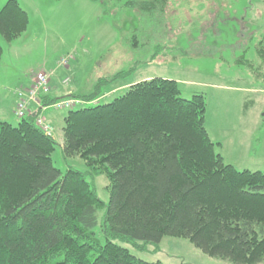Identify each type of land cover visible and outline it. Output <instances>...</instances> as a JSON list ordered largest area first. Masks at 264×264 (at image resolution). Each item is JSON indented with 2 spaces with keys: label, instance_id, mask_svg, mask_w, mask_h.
Masks as SVG:
<instances>
[{
  "label": "trees",
  "instance_id": "1",
  "mask_svg": "<svg viewBox=\"0 0 264 264\" xmlns=\"http://www.w3.org/2000/svg\"><path fill=\"white\" fill-rule=\"evenodd\" d=\"M170 1L126 4L165 13ZM27 24L17 0L0 8V39L12 41ZM258 47L256 76L264 78V36ZM99 79L93 92L68 95L85 103L63 118L62 155L81 158L85 171L54 166L56 141L52 128L36 124L40 112L16 124L0 120V264H163L116 240L141 251L165 235L233 264L261 263L264 171L224 161L205 126L206 97L184 98L176 80L155 76L101 103ZM39 99L49 107L56 101ZM97 174L107 179L106 203L87 179ZM103 207L101 244L92 227Z\"/></svg>",
  "mask_w": 264,
  "mask_h": 264
},
{
  "label": "rangeland",
  "instance_id": "2",
  "mask_svg": "<svg viewBox=\"0 0 264 264\" xmlns=\"http://www.w3.org/2000/svg\"><path fill=\"white\" fill-rule=\"evenodd\" d=\"M6 1L0 0V8ZM17 1L28 14L27 30L10 44L0 39L2 87L28 89L41 71L49 76L47 95L58 101L72 98L69 94H89L99 78H104L97 89L99 98L108 95L102 103L124 91L117 87L145 76L176 79L182 97H206L205 126L210 139L220 142L225 161L233 156L234 140L224 132L222 141L216 139L221 138V133H215L223 123L231 126L229 130H240L248 121L262 129L251 148V140L244 144L238 159L246 163V169L264 171V78L263 74L256 76L260 61L256 48L264 36V0H171L165 13H141L126 4L142 0ZM68 54L72 58L62 65L60 61ZM119 71L127 72L111 77ZM65 78L67 83H63ZM215 85L243 89L227 91ZM74 108L50 107L41 115L51 125L56 141L52 160L62 172L68 167L86 170L81 158H65L61 152L63 118ZM251 151L253 157L248 161L246 153ZM87 179L106 203L109 194L104 174ZM104 211V207L97 209L92 227L101 244L105 242L101 230ZM116 242L146 261L233 264L204 253L185 237L165 235L141 251L131 243Z\"/></svg>",
  "mask_w": 264,
  "mask_h": 264
},
{
  "label": "crops",
  "instance_id": "3",
  "mask_svg": "<svg viewBox=\"0 0 264 264\" xmlns=\"http://www.w3.org/2000/svg\"><path fill=\"white\" fill-rule=\"evenodd\" d=\"M19 37H20V35L18 37H16L15 39H13V40H17ZM12 41H10L8 43L10 44ZM150 77L151 76H145V77L141 78L140 80L148 79ZM174 80H176V79H174ZM18 83H19V80H18ZM3 85H4V83L0 82V120H5V121H8V122H10L12 124H16L18 122V118L14 114V109H15V105H16V102H17V95H16L15 91L18 88H17V86L14 87V88L13 87L7 88L5 86L2 87ZM127 86H128V84H123V85L117 87L116 89H119V88L123 89V88H125ZM215 86L221 88V90L235 91V92L242 91V89H243V88H236V87L225 86V85H215ZM217 87H215V88H217ZM20 89H23V87H21ZM24 89H26V88H24ZM116 89H114V90H116ZM107 93H109V92H107ZM105 95L108 96L107 94H105ZM30 108L32 109V112H31L32 115H34L35 113L37 114L39 112H40V115H43L42 113H44L50 107H44L41 110H37V106L34 105V104H31ZM42 117H44V116H42ZM230 127H231L230 125H225L223 123L221 125V130H217L216 131V128H214V131H216V133H215L216 135H218V133H221V138H216V139L221 140L222 139V135H224V134H228L229 135L230 134V136L234 140L233 143H232L233 147H232V150H231L233 156L230 157V159H231L230 162H228L229 159L226 162H228V163H230L232 165L234 164L235 166L236 165H242L241 167H244V168H241V169H246V168H248L246 163L242 162L241 159H238L240 151L245 146L244 144H249L250 140H251V143L249 145H250V148H251V145H253L256 141H258V135H259V133H260V131L262 129L260 127L255 126V124L249 125V121L248 122H244L241 125V127H239L240 130L236 129V128H232V129L229 130ZM206 129H207V131L209 133L210 132L209 131V127H207ZM223 132H224V134H223ZM212 141L215 142V143H218V145H217L218 152L223 157L224 154L221 152L220 142L219 141H214V140H212ZM242 153H243V151L241 152V155H242ZM249 157H253L252 151L246 153V159H248V161L250 160ZM237 167L238 166H236V168ZM238 169H240V168H238Z\"/></svg>",
  "mask_w": 264,
  "mask_h": 264
},
{
  "label": "built area",
  "instance_id": "4",
  "mask_svg": "<svg viewBox=\"0 0 264 264\" xmlns=\"http://www.w3.org/2000/svg\"><path fill=\"white\" fill-rule=\"evenodd\" d=\"M72 58L71 54H68L64 59L60 61L62 65H67L69 60ZM50 75V74H49ZM49 76L44 72H37L35 74V78L33 84L29 86L28 89H16L15 93L17 95V102L15 106L14 114L17 118H21L23 116L29 115L32 111L30 108L31 104L36 105L39 108L44 107L40 103L39 96L47 94L49 91L48 86ZM63 83H67V78L63 80ZM80 99L76 98H64L52 103V107H74L79 104H83ZM36 124L40 126L45 132L49 133L51 131V127L49 123L44 120L43 117L38 116L35 120Z\"/></svg>",
  "mask_w": 264,
  "mask_h": 264
}]
</instances>
